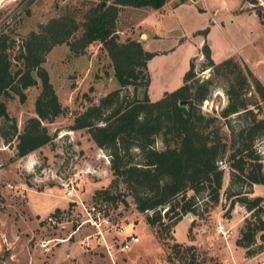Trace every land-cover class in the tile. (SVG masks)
Returning a JSON list of instances; mask_svg holds the SVG:
<instances>
[{
	"label": "trees",
	"instance_id": "trees-1",
	"mask_svg": "<svg viewBox=\"0 0 264 264\" xmlns=\"http://www.w3.org/2000/svg\"><path fill=\"white\" fill-rule=\"evenodd\" d=\"M166 1L98 0L80 21L72 15L51 18L19 43L0 30V121H6L10 128L2 135L8 142L15 137L16 156L49 143L53 135L47 124L64 108L43 67L45 55L60 44H66L71 54L82 55L90 44L98 42L107 51L118 88L98 103L88 98L90 105L75 114L71 128H85L95 144L108 152L113 180L123 182L124 190L115 195L109 188H99L96 193L113 200L125 192L130 194L165 247L166 259L176 256L178 264H196L198 246L176 241L172 227L184 214L208 211L223 193L229 200L226 215L235 203L249 212L235 242L245 248V255H254L264 249V196L251 194L254 184H264V158L255 147V141L264 136V115L260 116L264 111V84L234 56L219 62L212 59L207 26L195 34L205 38L199 50L203 55L199 68L209 69L208 76L198 78L190 62L180 86L150 100L147 64L157 52L146 50L134 38L120 41L116 22L123 7L160 10ZM101 2L105 4L101 6ZM255 13L264 25V10L255 9ZM216 80L223 81L227 102L217 111L204 112L201 104ZM38 82L35 115L27 116L18 131L3 98L17 95L24 101L25 90ZM129 87L133 88L131 96ZM233 116L239 122L237 126L231 123ZM224 162L229 167L225 187ZM194 225L192 218L190 239L194 238L190 232ZM209 264L222 262L211 256Z\"/></svg>",
	"mask_w": 264,
	"mask_h": 264
},
{
	"label": "rangeland",
	"instance_id": "rangeland-1",
	"mask_svg": "<svg viewBox=\"0 0 264 264\" xmlns=\"http://www.w3.org/2000/svg\"><path fill=\"white\" fill-rule=\"evenodd\" d=\"M179 1L167 0L164 9L154 16L147 14L152 12L148 7H123L118 14L116 28L120 41L134 38L144 42L150 38L142 36L145 28L160 35L159 39L147 43L149 50L175 47L174 52L156 55L148 62L151 79L148 94L152 101L160 98L164 91L174 90L181 84L183 71L189 61L195 65L198 78L208 76L209 69L201 71L199 68L203 55L200 52L194 54L200 40L204 39L201 34L195 33L207 26H210L208 44L211 43L216 61L234 56L246 64L264 84V25L258 16L253 15L256 14L255 9L264 10V0H198L195 3L185 0L183 3L188 4L173 10ZM97 2L3 0L0 3V30L10 34L19 43L29 32L38 30L41 24L51 18L72 15L80 21L88 7ZM141 20L143 27L140 26ZM210 21L216 22L213 27ZM218 24L223 27L220 28ZM180 40L186 42L179 44ZM43 67L64 108L62 114L47 124L53 135L52 140L26 155L16 156L15 137L10 142L5 140L2 132H8L10 128L6 121H0V264H21L25 256L31 254L33 264L47 263V257L60 242L51 240L46 249L40 242L53 237L71 235L69 239L74 240L77 236L91 234L90 241L96 234L89 223H83L78 230L73 231L87 216L89 205L97 198H106L103 193H96V189L109 188L115 195L124 190L123 182L115 183L113 180L108 152L95 144L85 128H71L75 114L90 105L88 98L98 103L102 96L118 88L107 51L101 44L94 42L85 53L75 56L66 44L55 45L45 55ZM223 84L221 80L215 81L209 97L201 104L202 111H217L226 104ZM127 91L131 96L133 88L129 87ZM25 92L24 101L17 95L3 98L18 131L27 116L35 115L34 102L40 92V82ZM137 94L141 95V89ZM263 115L264 111L260 116ZM231 123L237 126L239 122L233 116ZM157 145L162 144L158 142ZM255 147L264 158V136L255 141ZM222 165L225 169V187L228 184L229 167L225 162ZM251 194L264 196V184H254ZM106 199L112 209L114 223L121 227L117 238L132 233L128 229L130 226L141 238L138 244L140 248L130 250L133 258L127 261L128 264H161L163 251L166 264H178L176 256L170 261L166 259L165 247L147 224L145 212L136 209L130 194L125 192L115 200ZM228 201L222 193L219 202L208 211H201L199 215L184 214L172 227L174 238H187L185 225L191 224L193 218L195 225L191 227V234L198 235L199 231L201 234L210 233L212 239L215 234L213 241L218 253H228V238L223 237L220 243L218 223L222 222L234 235L237 225L249 215L239 203L234 204L229 216L226 215ZM48 215H55L57 221L48 222ZM113 231L110 229L108 232L112 234ZM196 245V264H209L211 256L221 261L219 254L208 252L202 244ZM37 252L42 254L37 256Z\"/></svg>",
	"mask_w": 264,
	"mask_h": 264
},
{
	"label": "crops",
	"instance_id": "crops-1",
	"mask_svg": "<svg viewBox=\"0 0 264 264\" xmlns=\"http://www.w3.org/2000/svg\"><path fill=\"white\" fill-rule=\"evenodd\" d=\"M195 2H198V0H190L189 3H195ZM185 4H188V3H181V4L173 7L172 9L175 10V9L179 8L180 6H183ZM161 9L163 10L164 8L162 7ZM161 9L160 10H151L152 12H148L147 14L149 16H151V15H153V16L154 15H157L158 13L161 12ZM200 10H204V9L201 8ZM253 15L257 16L254 13H253ZM141 22L142 23H140V26L143 27V24L144 23H143L142 20H141ZM210 22H211L212 27L216 23L215 21H210ZM218 25H219L220 28L223 27V25H221V24H218ZM143 29H144V34L142 36H145L146 35V36H149L150 38H147L146 40H144V42H142V45H143V47L146 50L151 51V50L148 49L147 43L150 40H152V39H159L160 38V35H158L157 33L153 32V31H148L145 28H143ZM209 32H210V26H209ZM209 32H208V34H209ZM208 34H207V36H209ZM207 36H206V41L208 43ZM204 39L203 40H200V42H199V44L197 46V51H194V54L195 53H199L200 47L202 46V44L204 42ZM185 42L186 41H181L180 40L179 41V44H184ZM208 45H209V47L211 49L212 59L215 62H217L216 59H215V56H214V52H213L211 43L209 42ZM174 51H175V47H173V48H171L169 50H160V51L158 50V51H152V52H157L156 55H159V54H166V53H170V52H174ZM148 64H147V66H148ZM189 65H190V61L188 63L187 68L183 71V75L186 72V70L189 68ZM183 75H182V78H183ZM181 84H182V82H181ZM164 92H167V91H164ZM163 93H162V95H163ZM162 95H161V97H162ZM242 221H241V223H239L237 225L238 227H237V230H236V232H235L234 235H232L233 232L229 229L230 234L227 237H224V238H228V253L225 252L224 255H220L218 253L219 250L215 247L216 245H214L215 243H214L213 239L215 240V234L213 236V239H212L210 233L201 234V232L199 231L200 230L199 229V226L196 227L197 230L199 231L198 235L196 233L195 236H194V238L193 239H190L189 236H188V228H189L190 224L189 223H186L185 227H186V233H187V236L186 237L187 238L184 239V240H177L176 238L175 239H176V241H179V242L194 243V244H198V245L202 244L204 248H206V249L209 250L208 252L214 253L216 255L219 254V256L221 257L222 264H260V261L262 262L261 264H264V249L262 251L256 253V254H254V255L247 256V255H245V248L242 247V246H240V245H237L236 244L235 239L237 237L238 229L241 226ZM220 223H222V222H220ZM176 224H175V226H176ZM81 225L78 224L76 226V229L74 230V232L76 230H78ZM128 229L133 234L138 235L135 232L134 227L130 226V228H128ZM152 230L154 231L153 228H152ZM70 236L68 235V236H62V237H60V238H64V239H62V240L59 241L60 243L55 247V249L47 257V260H48L47 263L44 262V264H106L108 262H109V264H128L127 261L129 259L133 258L132 257L133 254H131V251L130 250L132 248H135V247H136V250H137V248L139 249L140 247L138 246V244H139V242H141V238L139 237V241L132 243V245H131V247L129 249L122 250L123 251L122 253H121L120 250H116V251H114V253L112 254V256H110L108 254V252L105 251L106 248L104 250V247L105 246L103 245V242L101 241V239L100 238H97L98 236H94V237H92L90 239L89 246L88 247H85L84 245H81L80 244L81 243L80 242V239L82 238V236H77L74 240L73 239H69ZM106 236H107L108 239H111L110 238L111 237V234L106 233ZM174 236H175V234H174ZM220 237H221L220 243H222L223 237L222 236H220ZM39 251H41V250H39ZM105 252H107V253H105ZM41 254H42L41 252L35 253V255H37V256H40ZM163 256H164V251H163V255L161 256V262L160 263L161 264H166L165 263V258ZM32 259H33L32 254L31 255H27V256H25V261L23 263H21V264H33V260Z\"/></svg>",
	"mask_w": 264,
	"mask_h": 264
},
{
	"label": "built area",
	"instance_id": "built-area-1",
	"mask_svg": "<svg viewBox=\"0 0 264 264\" xmlns=\"http://www.w3.org/2000/svg\"><path fill=\"white\" fill-rule=\"evenodd\" d=\"M47 220L48 222L57 221V217L55 215H48ZM83 223H89V225L93 227L94 233L101 239L110 256H112L114 251L127 250L131 247L132 243L139 241V236L133 233H128L122 238H117L121 227H119L117 223H114L112 209H110L109 201L106 198H97V200L89 205L87 208V216L81 221V224ZM110 229H113L114 231L111 234V239H108L106 233H109L108 231ZM217 232L222 237H227L230 234L229 229L224 227L222 223H218ZM90 236L91 234H84L80 239L81 244L85 247L89 246L88 239ZM62 239L64 238L54 237L40 242V245L46 249L48 248L47 243L49 241H60ZM261 263L262 262L260 261V264Z\"/></svg>",
	"mask_w": 264,
	"mask_h": 264
},
{
	"label": "water",
	"instance_id": "water-1",
	"mask_svg": "<svg viewBox=\"0 0 264 264\" xmlns=\"http://www.w3.org/2000/svg\"><path fill=\"white\" fill-rule=\"evenodd\" d=\"M3 1V0H2ZM1 1V2H2ZM105 4V2H101V6H103ZM183 104H184V102H183ZM165 207H163V209H164Z\"/></svg>",
	"mask_w": 264,
	"mask_h": 264
},
{
	"label": "bare ground",
	"instance_id": "bare-ground-1",
	"mask_svg": "<svg viewBox=\"0 0 264 264\" xmlns=\"http://www.w3.org/2000/svg\"><path fill=\"white\" fill-rule=\"evenodd\" d=\"M2 0H0V3H1Z\"/></svg>",
	"mask_w": 264,
	"mask_h": 264
}]
</instances>
